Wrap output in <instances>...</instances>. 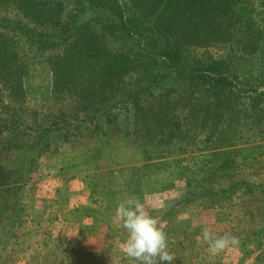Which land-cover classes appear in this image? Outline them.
<instances>
[{"label": "rangeland", "instance_id": "rangeland-1", "mask_svg": "<svg viewBox=\"0 0 264 264\" xmlns=\"http://www.w3.org/2000/svg\"><path fill=\"white\" fill-rule=\"evenodd\" d=\"M10 11V17L17 13ZM204 49L215 60L226 52L216 46L197 52ZM245 68L233 58L239 85L263 92V80H252ZM76 82L81 81L64 78L63 94L55 89L50 65L35 64L23 78L25 101L55 111L66 97L74 98L68 92ZM97 98L100 94L94 93ZM195 98L192 116L174 92L158 97L138 120L114 107V133L101 139L91 136L79 149L70 143L62 154L43 159L19 192H1L0 246L7 238L9 220L1 211L8 198L19 195L20 205L28 207L22 218L28 229L18 232V243L10 242L7 253L0 251V264H34L38 252L43 259L48 253L51 261L70 260L71 254L80 253L83 259L115 256V264H141L124 251L128 233L116 212L130 198L162 227L173 264H264V96L248 92L221 106L215 95ZM214 112L220 114L214 126L201 130L206 124L202 113L210 120ZM123 123L131 124L137 134L118 131ZM29 156L23 149L7 160L25 173ZM212 190L226 191L212 201L198 196ZM205 227L217 236L236 237L238 244L211 254L203 237ZM157 260L153 258V264Z\"/></svg>", "mask_w": 264, "mask_h": 264}, {"label": "trees", "instance_id": "trees-1", "mask_svg": "<svg viewBox=\"0 0 264 264\" xmlns=\"http://www.w3.org/2000/svg\"><path fill=\"white\" fill-rule=\"evenodd\" d=\"M10 10L16 15L10 17ZM0 12V193L19 192L43 159L62 154L70 143L114 133V107L138 120L147 106L171 92L189 106L191 116L197 94L217 96L219 106L248 92L264 96L259 87L240 86L233 72L237 58L252 80L264 82V0H0ZM211 46L225 55L215 60L207 49L197 52ZM42 62L50 65L55 89L63 94L64 78L81 81L68 92L74 98L66 97L55 111L25 101L26 71ZM94 93L100 98L93 99ZM202 114L201 130L213 127L220 115L205 120ZM130 125L117 130L135 136ZM23 149L30 155L25 173L7 160ZM225 191L198 196L212 201ZM12 198L2 203L9 220L0 246L5 253L10 242L18 243V232L28 229L22 223L28 207L20 205L19 195ZM41 253L34 264H115L116 258L89 260L77 253L51 261Z\"/></svg>", "mask_w": 264, "mask_h": 264}, {"label": "clouds", "instance_id": "clouds-1", "mask_svg": "<svg viewBox=\"0 0 264 264\" xmlns=\"http://www.w3.org/2000/svg\"><path fill=\"white\" fill-rule=\"evenodd\" d=\"M116 212L123 221L122 227L128 233L124 244L126 255L141 261V264H153V258L156 257V264H173L175 257L166 251L165 232L158 225L156 218L145 212L141 203L127 199L118 205ZM203 237L209 244L211 254H217L230 245L238 244L236 237L217 236L207 227L203 229Z\"/></svg>", "mask_w": 264, "mask_h": 264}]
</instances>
